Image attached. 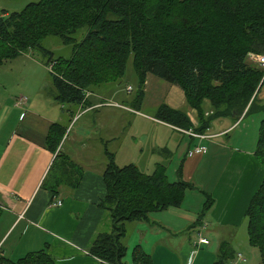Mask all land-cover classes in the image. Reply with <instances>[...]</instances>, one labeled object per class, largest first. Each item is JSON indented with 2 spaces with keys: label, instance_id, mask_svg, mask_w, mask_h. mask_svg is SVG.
Masks as SVG:
<instances>
[{
  "label": "trees",
  "instance_id": "16d2710c",
  "mask_svg": "<svg viewBox=\"0 0 264 264\" xmlns=\"http://www.w3.org/2000/svg\"><path fill=\"white\" fill-rule=\"evenodd\" d=\"M48 36L70 45V57H53L42 44ZM29 49L49 54L44 65L55 99L62 104L88 106L90 87L120 80L132 55L138 79L132 105L138 107L144 99L147 74L177 85L186 104L196 111L197 125L193 126L185 111L164 103L157 107L155 117L182 132L207 134L213 120L230 117L235 121L262 112L254 154L264 167V100L256 97L264 69L248 59L250 54L264 55V0H36L19 11L0 14V65ZM206 99L211 105L209 114L202 110ZM66 130L52 123L45 137V146L64 165L50 184L51 192L63 183L75 187L80 178L78 169L66 168L72 169V161L57 151ZM105 155V196L99 205L109 211L112 229L96 235L89 253L106 264H125L126 223H151V214L180 207L186 191L194 186L180 177L181 166L178 179L169 180L165 165L158 164L147 174L132 163L118 166L107 150ZM203 193L195 225L214 203L209 193ZM245 215L248 243L257 248L264 264V176ZM219 255L215 264L233 257L228 242L219 245ZM131 262L152 264V257L135 244ZM0 264L56 263L43 248L17 260L2 257Z\"/></svg>",
  "mask_w": 264,
  "mask_h": 264
},
{
  "label": "crops",
  "instance_id": "0c3cea01",
  "mask_svg": "<svg viewBox=\"0 0 264 264\" xmlns=\"http://www.w3.org/2000/svg\"><path fill=\"white\" fill-rule=\"evenodd\" d=\"M46 68L27 51L0 65V258L17 260L28 252L47 248L56 264H106L91 255L89 247L97 234L112 229L109 211L99 205L105 196L102 180L107 163L105 147L113 139V125L107 126L111 122L108 113L105 116L99 112L94 118L97 121H93L97 134L100 131L97 139L101 143L98 149L101 158L91 168L81 170L83 164L81 160L75 161V151L62 149L63 139L57 148L72 161L73 167L68 164L72 169L66 167L68 171L80 172L75 187L63 183L57 192L50 191L47 180L52 175L55 181L64 165L59 164L56 152L45 146V137L52 123L67 127L74 120V126L84 114L109 106L115 108L113 113L121 116L126 127L129 120L122 117H130L129 112L155 122L159 130L154 145L166 160L156 165L167 168L171 157L178 159L173 180L178 179L177 170L181 166L180 177L194 186L186 191L180 207L155 212L150 215L151 223L138 221L135 225L137 237L133 243L142 245L151 254L152 264H215L220 259L222 242H228L233 251V257L223 264H262L257 248L248 243L245 215L264 176V167L254 154L262 112L235 121L230 117L213 120L204 132L210 137L197 139L157 119L155 112L143 114L140 111L143 101L138 107L131 101V104L116 100L101 103L98 99L103 96L91 90L86 93V112H78L81 105L77 108L70 105L65 112L63 104L55 99ZM146 84L147 77L144 91ZM21 97L24 100L19 102ZM256 97L264 100V82ZM162 103L182 109L193 126L197 125L196 111L186 104L183 91L176 85L167 89ZM202 110L205 114L211 111L207 99ZM163 132L170 135L168 141L166 136L163 139ZM175 132L180 138L174 137ZM79 137L80 134L75 137L77 143L81 141ZM171 137L174 152L168 148ZM196 145L206 146V152L189 155L188 151ZM91 161L90 158L87 165ZM204 191L214 203L195 225L205 200ZM199 237H205L208 243L194 247ZM125 240L126 234L123 243L128 248Z\"/></svg>",
  "mask_w": 264,
  "mask_h": 264
},
{
  "label": "rangeland",
  "instance_id": "374dc122",
  "mask_svg": "<svg viewBox=\"0 0 264 264\" xmlns=\"http://www.w3.org/2000/svg\"><path fill=\"white\" fill-rule=\"evenodd\" d=\"M33 1L36 0H0V14L5 12L10 13L13 11H19L27 3ZM85 31L86 29H83V32ZM83 32L78 35V39L82 37L81 35ZM42 44L46 49L52 52L53 57L62 56L68 58L71 55V46L63 44L56 36L45 37L42 40ZM27 52L34 58L41 60L43 63L44 60L49 57V54L44 53L40 49H29L27 50ZM47 70L48 68H46V73ZM169 87H171V84L167 81L152 74H148L147 84L145 87V96L140 111L143 114H154L157 106L163 102L165 98V92H167V89ZM137 88L138 79L132 67V55H130L129 59L127 60L124 76L120 80H118L117 82L92 86L90 87V90L93 92H97L98 94H101L103 96L102 99H98V101L101 103L105 100L106 102L116 100L121 104H131L133 98L136 95ZM129 101H131V103H129ZM70 105L74 106V108H77L79 106L72 103H64L63 110L67 112ZM86 107L87 105L79 106L78 112H86ZM183 108H186V106ZM113 109L115 108L109 106L97 108V110H93L84 114L75 123L74 126H72L74 120L72 121V123L67 125V130L63 138L64 142L62 141L61 147L63 150L65 149L75 151V161L77 162V160H81L83 164L81 170L87 169L88 167L91 168L92 165L95 164L94 161L97 162L101 158V155L98 153V149L101 143L97 139L100 131L97 134L93 123V121H97L94 118L98 117L99 112L103 113L105 116H107L108 113L111 122H109L107 126L109 127V125H113V139L107 142V146L105 148L109 153H112L115 163L118 166L132 163L135 164L142 172L149 174L154 170L157 162H166V160H163L161 158L157 150L158 148L154 145L155 136L157 135L159 126L156 125L155 122L148 120L147 118L139 117L136 116L135 113L129 112L130 117H127L126 115H123L122 117L124 121L125 119L129 120L128 127H126L125 123L120 119L121 116L116 112L113 113ZM69 122L70 121H68L67 123ZM77 134H80V143H77L78 141H75V137ZM162 135L163 139L166 136V140H169L170 135L168 133L163 132ZM177 136L178 138H180V134L175 132L174 137L176 138ZM173 139L174 138L171 137V142L168 145V148L171 149L172 152H174ZM74 151L71 153L72 156H74ZM104 155L103 157L105 158L106 155ZM90 158L92 159V161L89 165H87ZM166 164V173L168 179L173 180L175 177L174 171L178 165V159H174L173 157H171V159ZM54 173L56 174L55 171ZM53 183L54 179L51 175L47 180V184ZM137 223L138 222H127L126 224L127 233L125 241H127L129 247L127 250V255L124 258V262L128 261L129 264H132L131 250L134 246L133 242L137 237V234L135 232V225H137Z\"/></svg>",
  "mask_w": 264,
  "mask_h": 264
},
{
  "label": "built area",
  "instance_id": "2783aa9c",
  "mask_svg": "<svg viewBox=\"0 0 264 264\" xmlns=\"http://www.w3.org/2000/svg\"><path fill=\"white\" fill-rule=\"evenodd\" d=\"M248 58H250V61L252 63H255L257 66H259L260 68L264 69V55L263 54H250L248 56ZM22 100H24V97H21L19 99V102L22 101ZM183 132H185L186 134H188L190 136L199 138V139H204V138H208L209 137V135H207V134H199V133H196V132H194L192 130H183ZM205 152H206V146H204V145H196V146L192 147L188 151V154L189 155H193V154H201V153H205ZM56 204L60 205V201L57 200ZM207 243H208V240L205 237H199L197 239V241L194 243V247H198L201 244H207ZM238 256H240V255H238Z\"/></svg>",
  "mask_w": 264,
  "mask_h": 264
}]
</instances>
